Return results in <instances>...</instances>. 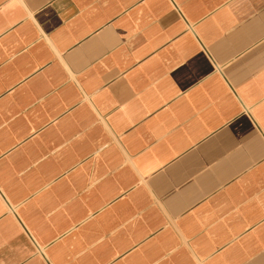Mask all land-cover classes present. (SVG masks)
<instances>
[{
	"label": "crops",
	"instance_id": "crops-1",
	"mask_svg": "<svg viewBox=\"0 0 264 264\" xmlns=\"http://www.w3.org/2000/svg\"><path fill=\"white\" fill-rule=\"evenodd\" d=\"M0 264H264V0H0Z\"/></svg>",
	"mask_w": 264,
	"mask_h": 264
}]
</instances>
